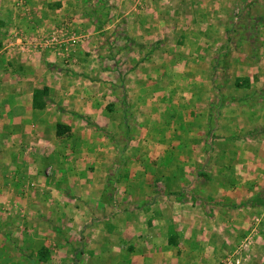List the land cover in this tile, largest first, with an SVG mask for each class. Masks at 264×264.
<instances>
[{
	"label": "rangeland",
	"instance_id": "1",
	"mask_svg": "<svg viewBox=\"0 0 264 264\" xmlns=\"http://www.w3.org/2000/svg\"><path fill=\"white\" fill-rule=\"evenodd\" d=\"M76 16L119 19L110 30L134 22L126 32L135 39L112 43L122 52L110 59L129 118L114 119L107 138L90 125V139L71 140V153L48 161L56 179L23 187L28 197L15 204L4 196L19 186L0 187V264H264V204L247 211L244 182L234 199L219 196L230 170L220 172L213 153L230 106L244 111L263 92L264 0H0V57L19 39L34 51L70 52L83 32ZM220 197L237 203L238 228L224 243L208 232Z\"/></svg>",
	"mask_w": 264,
	"mask_h": 264
},
{
	"label": "crops",
	"instance_id": "2",
	"mask_svg": "<svg viewBox=\"0 0 264 264\" xmlns=\"http://www.w3.org/2000/svg\"><path fill=\"white\" fill-rule=\"evenodd\" d=\"M80 21L86 19L82 16L72 19L83 32L78 45L64 53L69 55L59 53V48L34 51L27 41L20 44L19 39L16 40L19 46L11 42L4 48L5 56L0 57V187L19 186V195L12 193V199L4 196L5 201L15 204L19 197H28L23 194V187L29 184L41 187L42 180L56 179V171L50 165L56 164L58 155L71 153V140L90 139L89 135L94 132L88 128L90 125L105 131L107 138L113 130L114 119L119 124L125 123L128 117L129 100L125 97L123 81H120L121 70L111 64L110 59L118 58L122 52L120 43L118 51L111 47L112 43L135 39L126 32L130 24L135 25L134 22L123 20L119 27L110 30L119 19L105 22V25L99 19L95 24L84 22L85 28L79 24ZM46 22L42 19L41 25L45 23L44 27H47L49 21ZM96 25L100 29H96ZM13 48H17L18 53ZM261 89L263 92L258 100L245 101L244 111L238 103L230 106V125L224 131L215 130L213 134L217 140L213 153L221 161L218 170L223 173L230 170L225 177H229L231 182L227 192L220 187L215 188V192L219 196L227 193L233 197L243 182L248 187L252 186L251 192L245 191L253 196L247 204V211L264 204V85ZM113 92L116 95H112ZM58 125L64 129L60 134ZM221 139L226 145L221 143ZM91 143L95 147L94 142ZM105 144L106 141H102V145ZM222 158L229 164H222ZM203 200L201 232L206 234L205 210L210 205L206 193ZM222 200L220 197L215 202L218 207L214 221L218 223L213 228L209 226L208 232L224 243L225 237L235 234L238 228L237 217L232 211L237 210V203L229 200L230 205H224L227 202ZM262 208L259 211L263 210V215ZM242 219L247 221L248 212L245 211Z\"/></svg>",
	"mask_w": 264,
	"mask_h": 264
}]
</instances>
